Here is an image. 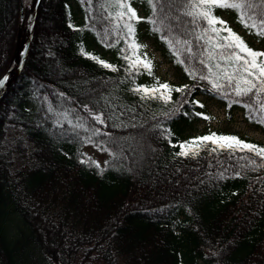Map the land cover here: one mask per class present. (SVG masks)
<instances>
[{"label":"trees","instance_id":"trees-1","mask_svg":"<svg viewBox=\"0 0 264 264\" xmlns=\"http://www.w3.org/2000/svg\"><path fill=\"white\" fill-rule=\"evenodd\" d=\"M113 2L43 0L39 7L23 69L0 101V264H264V157L248 149H220L211 141L199 142L203 146L195 155L180 154L181 143L209 133L264 146L225 129L183 135L184 124L212 118L203 102V107L193 103L199 94L221 103L229 119L241 110L264 133L257 112L244 107L258 108L255 97L225 98L186 71L203 66L182 45L176 46L177 56L162 38L180 35L201 47L190 17L179 10L182 0H156L154 18L168 16L170 27L163 31L147 19L134 22L136 40L146 46L144 40L151 39L179 82L156 75L146 47L138 51L152 61L151 74L143 66L128 71L123 22L108 16L113 8L101 7ZM250 2L264 11L262 0ZM130 3L140 17L152 15L148 0ZM19 4L0 0V77L14 54ZM215 12L222 19L229 13L228 26L264 47V36L246 28L236 10ZM157 77L188 88L173 90L168 102L142 99L135 85L151 86ZM95 113L103 114L104 124ZM81 122L100 132L76 127ZM87 144L109 153L103 166L84 153Z\"/></svg>","mask_w":264,"mask_h":264},{"label":"snow or ice","instance_id":"snow-or-ice-1","mask_svg":"<svg viewBox=\"0 0 264 264\" xmlns=\"http://www.w3.org/2000/svg\"><path fill=\"white\" fill-rule=\"evenodd\" d=\"M153 12L149 17H140L137 10L132 6L130 0H114L113 3H104L102 8H113L114 11H109L108 16H115L114 23L119 24L123 22L124 39L128 45L127 49L121 51L125 53L124 59L128 61L131 66L128 71H140L141 66L151 74L153 64L147 59V53H140L138 50L145 45L140 44L135 37L136 27L135 21L147 19L154 26H158L154 30L163 31L166 27H170L165 23L167 21V14H163L164 5H159L161 15L157 17L158 5L156 0H148ZM264 3V0H262ZM176 7V5L169 4V8ZM216 8H228L236 10L240 22L250 30H255L259 36H264V11L257 10V5L250 2V0H182L179 10L186 16L190 17L188 24L190 31L194 33L195 42H202L201 47L196 49L194 42L185 38L184 36L174 35L172 38L164 36L179 56L180 52L177 45H182L184 51L189 54V58L198 59L199 65L203 67L194 66L191 69L186 68L190 75H198L202 81H207L211 86V90L216 94L232 99L235 97H255V104L259 107L255 108L253 103H244L242 100H236V103H244L245 108H251L257 112L259 122L264 123V50H256L250 47L246 41L236 31L227 25V21L215 12ZM126 17V19H125ZM75 27V26H73ZM116 31V29H113ZM120 35V32H117ZM108 33L105 31V36ZM131 38V39H129ZM128 49H131L129 52ZM81 51L86 56H91L92 59L97 60L101 65L109 69H115L116 65L95 56L93 53ZM181 63L184 60L181 59ZM206 69V71H205ZM6 79V77L4 78ZM156 83L153 85L136 84L134 90L141 93V98H156L162 99L164 102L171 100V92L173 90L181 91L187 90V85L179 87L168 84L167 82H159L156 78ZM3 83V79H0ZM229 93L232 96H229ZM203 107L200 101H193ZM231 106V105H229ZM87 108V105L84 106ZM197 115L205 116V113H196ZM65 119H68V113L62 114ZM252 118L251 116L249 117ZM95 119L100 124L105 123L102 113H95ZM59 122V121H57ZM71 123V120H69ZM78 128H83L96 135L100 132L99 128H87L86 123H78ZM170 131V130H169ZM85 141H90V136L84 137ZM211 141L220 149H229L232 151L248 149L259 156L264 157V146L241 139L237 135L232 134H218L209 133L208 135L191 138L190 141H185L180 144L181 155H195L200 147L203 145L199 142ZM214 151L216 149H213ZM98 163V162H97ZM239 175V173H236Z\"/></svg>","mask_w":264,"mask_h":264},{"label":"rangeland","instance_id":"rangeland-1","mask_svg":"<svg viewBox=\"0 0 264 264\" xmlns=\"http://www.w3.org/2000/svg\"><path fill=\"white\" fill-rule=\"evenodd\" d=\"M28 6L29 4L25 3L24 11L26 9L27 12H29ZM77 13H78V16L80 17L81 14L79 13L78 9H77ZM27 15L25 16L27 17ZM140 15H141V12H140ZM222 16L224 20H227L229 24H232L229 13L223 12ZM238 33L243 36L244 40L252 42L255 47L264 50V47L261 45V43L253 40L250 37V34L247 33L246 31L240 29L238 30ZM17 35H18V31H17ZM17 35H16V41H17ZM4 37L5 36H3V38ZM144 41L147 46V53L151 56L152 60L156 63V69H155L156 75L164 80L179 82L180 80L179 73L173 68V66L167 61V59H165L163 56L159 54L158 49L156 45L154 44V42L151 39H146ZM197 100L203 102L207 113H209V115H211L212 118L208 120H204V119L196 120L191 123L184 124L183 135L185 136L189 134L195 135L197 133H200L206 130H211V129H225L230 132H236L238 134L244 135L253 140L264 142V133L259 128L254 127L251 124L247 123L244 120L243 114L240 110L235 109L232 113V118L229 119L226 116L225 108L216 99L208 98L204 95H198ZM82 150L89 158H92L95 161H97L100 166H103L109 157V153L107 151L99 150L92 144L84 145Z\"/></svg>","mask_w":264,"mask_h":264},{"label":"water","instance_id":"water-1","mask_svg":"<svg viewBox=\"0 0 264 264\" xmlns=\"http://www.w3.org/2000/svg\"><path fill=\"white\" fill-rule=\"evenodd\" d=\"M41 2L42 0H32L29 6L28 15L26 17L23 4L20 1L16 48L8 69L0 77V79H3V83H0V101L8 92L10 87L16 82L23 69L28 52L30 50L32 34L35 28ZM5 77L6 79H4Z\"/></svg>","mask_w":264,"mask_h":264},{"label":"bare ground","instance_id":"bare-ground-1","mask_svg":"<svg viewBox=\"0 0 264 264\" xmlns=\"http://www.w3.org/2000/svg\"><path fill=\"white\" fill-rule=\"evenodd\" d=\"M32 2V0H22V4L25 5V3L30 4Z\"/></svg>","mask_w":264,"mask_h":264}]
</instances>
